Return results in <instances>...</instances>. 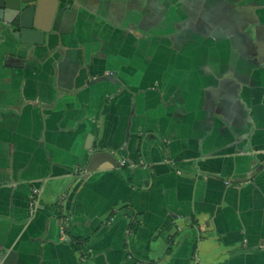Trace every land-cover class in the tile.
I'll return each instance as SVG.
<instances>
[{
  "label": "crops",
  "instance_id": "0c3cea01",
  "mask_svg": "<svg viewBox=\"0 0 264 264\" xmlns=\"http://www.w3.org/2000/svg\"><path fill=\"white\" fill-rule=\"evenodd\" d=\"M60 1L0 34V264H264V0Z\"/></svg>",
  "mask_w": 264,
  "mask_h": 264
},
{
  "label": "water",
  "instance_id": "95a60500",
  "mask_svg": "<svg viewBox=\"0 0 264 264\" xmlns=\"http://www.w3.org/2000/svg\"><path fill=\"white\" fill-rule=\"evenodd\" d=\"M60 0H0V34L26 47L44 46ZM99 160V159H97ZM92 167H89V171Z\"/></svg>",
  "mask_w": 264,
  "mask_h": 264
},
{
  "label": "built area",
  "instance_id": "2783aa9c",
  "mask_svg": "<svg viewBox=\"0 0 264 264\" xmlns=\"http://www.w3.org/2000/svg\"><path fill=\"white\" fill-rule=\"evenodd\" d=\"M122 165H124L125 164V161H122V163H121ZM37 192V191H36ZM35 192V193H36ZM37 203V201H33V204L35 205Z\"/></svg>",
  "mask_w": 264,
  "mask_h": 264
},
{
  "label": "flooded vegetation",
  "instance_id": "af4514ba",
  "mask_svg": "<svg viewBox=\"0 0 264 264\" xmlns=\"http://www.w3.org/2000/svg\"><path fill=\"white\" fill-rule=\"evenodd\" d=\"M125 164H126V161H125ZM125 164H124V165H125ZM124 165H123V166H124Z\"/></svg>",
  "mask_w": 264,
  "mask_h": 264
}]
</instances>
